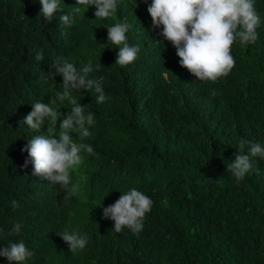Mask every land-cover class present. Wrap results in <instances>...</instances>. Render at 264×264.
<instances>
[{
  "label": "trees",
  "instance_id": "obj_1",
  "mask_svg": "<svg viewBox=\"0 0 264 264\" xmlns=\"http://www.w3.org/2000/svg\"><path fill=\"white\" fill-rule=\"evenodd\" d=\"M125 3L133 15L127 40L137 48L138 65L156 74L142 83V95L121 82L103 98L91 79L100 72L91 70L72 87L67 71L49 69L55 51L33 9L25 13L28 2L0 0V61L16 60L20 75L52 100L69 96L70 107L85 117V143L105 164L92 188L95 208L86 209L94 212L79 232L90 236L84 264H264V0L236 7L210 0L178 16L169 4L146 20L134 0ZM87 6L96 16L97 6ZM211 11L231 13L233 20H215ZM183 15L191 32L178 23ZM93 18L84 13L86 22ZM66 42L53 40L59 48ZM130 48L126 57L134 55ZM60 51L76 68L109 58L93 41L73 53ZM11 77L0 70V243L13 238L10 223L29 218L27 199L19 195V163H10L7 152L28 136L19 123L27 106L11 96ZM104 209L114 212L112 225L99 219ZM73 211L64 206L38 219L43 241L51 237L47 224L65 229ZM25 233L28 242L41 239L32 221Z\"/></svg>",
  "mask_w": 264,
  "mask_h": 264
},
{
  "label": "clouds",
  "instance_id": "obj_2",
  "mask_svg": "<svg viewBox=\"0 0 264 264\" xmlns=\"http://www.w3.org/2000/svg\"><path fill=\"white\" fill-rule=\"evenodd\" d=\"M23 1L30 5L24 9L25 13L33 9V14L40 20L42 26L47 28L49 47L55 51L48 64L51 65L49 69L67 71L70 80L72 79L70 84L72 87L76 79L92 75L91 70H94L100 72L96 79H91L101 97L105 98L107 91L114 93L121 82L127 86L128 92L133 88L137 89L136 93L142 95V83L154 78L156 69L152 67L145 70L139 66L137 48L127 40L132 28L129 20L133 15L125 0ZM206 1L210 0H134L145 20L146 17L147 19L153 17L159 8L168 9L169 4H174L170 10L176 11L178 16L202 8ZM224 1L227 5L235 7L242 3V0ZM87 3L97 6L96 16H94V7H88ZM88 11L94 17L91 22H86L84 19V13ZM211 13L215 20L220 19L221 22L233 20L231 13L223 14L217 11ZM23 17L24 15L19 18L23 19ZM113 18H115L114 22L104 28L98 25V20ZM178 23L188 26L187 15L179 17ZM188 30L191 32L189 26ZM61 37L67 39L63 48L53 44L54 38ZM91 41L96 49L106 50L109 53V58L101 59L95 68H91L88 64L76 68L60 51L73 53L83 49ZM129 46L130 50L134 51V55L126 57L128 53L124 55V52ZM1 54L3 53L0 49V57ZM18 64L16 60L9 61L6 58L0 61V70L11 71L13 84L10 94L15 100H20L27 106L25 108L27 116H20L19 123L23 128H27L30 141L26 139L28 136L14 141L7 145V152L10 154V163H19V183L22 187L19 195L27 199L25 215L29 218H21L17 224L10 223L14 228L11 233L13 238L0 243V256H3L0 261L8 264H84L85 258L81 251L85 250L90 236L80 237L79 232L87 224V213L94 212L86 209L95 208L92 207L91 201L92 188L99 184L105 164L102 159L93 156V149L85 143L88 137L83 129L85 117L73 106L70 107V97L62 95L52 100L47 89L40 88L36 81L27 80L20 75ZM20 80H23L24 84H19ZM56 100L63 105L55 102ZM136 122L142 125L140 119ZM65 155L68 156L67 159ZM80 164L82 167L79 166ZM85 170H88V173H85ZM106 171L111 186L116 192L115 177L109 173L108 167ZM123 182L119 177V186ZM117 196L122 202L123 191H119ZM64 206L74 208L71 217L67 219L65 229H61V225L47 224L51 237L43 241L35 222L47 212ZM97 213L99 219L107 226L114 219L112 210L104 209ZM28 221L34 223L36 237L41 236V239L34 238L32 242H28L25 233ZM87 238L89 239L85 240ZM7 251L9 252L6 254Z\"/></svg>",
  "mask_w": 264,
  "mask_h": 264
}]
</instances>
